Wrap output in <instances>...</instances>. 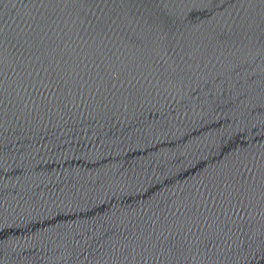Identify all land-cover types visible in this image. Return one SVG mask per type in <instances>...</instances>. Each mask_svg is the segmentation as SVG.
Returning a JSON list of instances; mask_svg holds the SVG:
<instances>
[{"label": "water", "instance_id": "1", "mask_svg": "<svg viewBox=\"0 0 264 264\" xmlns=\"http://www.w3.org/2000/svg\"><path fill=\"white\" fill-rule=\"evenodd\" d=\"M0 264H264V0H0Z\"/></svg>", "mask_w": 264, "mask_h": 264}]
</instances>
